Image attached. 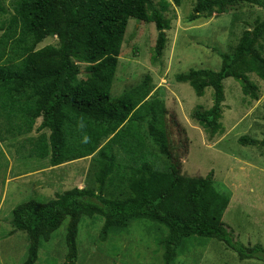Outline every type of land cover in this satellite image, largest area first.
Returning a JSON list of instances; mask_svg holds the SVG:
<instances>
[{"label": "trees", "instance_id": "1", "mask_svg": "<svg viewBox=\"0 0 264 264\" xmlns=\"http://www.w3.org/2000/svg\"><path fill=\"white\" fill-rule=\"evenodd\" d=\"M177 5L182 0H173ZM247 2L264 9V0H196L191 20L202 13L224 12L230 5ZM170 2L157 6L153 0H18L7 30L0 37V88L14 102L17 93L27 97L26 113L31 123L42 117L48 128L47 141L39 153L59 165L96 155L99 191L74 187L48 201L29 199L17 204L12 224L25 231L30 240L24 264H36L43 241L69 217L65 264H76L79 223L85 215L105 218L102 236L115 228H124L132 220L150 219L168 228L164 240V259L174 262L184 242L192 236L217 238L235 249L240 259L264 260L261 244H238L223 222L231 196L215 185L213 171L206 176L181 172L178 159L171 157L166 125L168 108L159 98H148L152 78L113 97L122 44L130 18L154 22L158 29L156 56L163 55L166 30L170 22L164 11ZM57 36L59 45H37L48 36ZM264 36V18L255 28L246 30L233 52H220V69L192 68L178 73V81H187L198 94L214 88L213 104L208 110L198 106L194 117L209 129L217 128L225 102L224 79L239 81L242 92L259 98V87L247 72L264 78L253 47ZM19 47V48H18ZM79 62L89 64L87 79H79ZM241 144H264L248 135ZM121 148L130 168V187L134 195L107 197L103 191L120 162ZM164 155L160 167L156 159Z\"/></svg>", "mask_w": 264, "mask_h": 264}, {"label": "rangeland", "instance_id": "2", "mask_svg": "<svg viewBox=\"0 0 264 264\" xmlns=\"http://www.w3.org/2000/svg\"><path fill=\"white\" fill-rule=\"evenodd\" d=\"M18 0H0V37L7 30ZM157 6L165 0H153ZM164 11L170 22L163 55L156 56L158 29L154 22L130 18L122 44L119 65L111 95L120 96L146 76L152 78L148 98L164 101L168 113L166 125L169 150L180 162L181 172L190 176H206L213 171L215 185L231 196L223 222L238 244H261L264 247V144L245 145L242 135L264 139V78L256 71L247 72L259 87V98L242 92L234 77L224 79L225 102L218 126L209 129L194 117L195 109L208 110L213 104L214 88L208 86L198 94L187 81H178V73L192 68L220 69V52H233L246 30L264 18L259 5L240 2L224 12L202 13L191 20L196 0H173ZM51 35L37 45H59ZM19 48V47H18ZM253 56L264 70V36L253 47ZM79 79H87V63H78ZM7 98L0 88V264H24L30 240L25 231L12 224L14 207L29 199L48 201L74 187L99 191L96 155L52 165L50 157H42L39 146L48 142L50 130L42 127V117L31 123L26 113L27 97L19 93ZM11 100V101H10ZM119 163L107 181L103 193L107 197L134 195L131 171L125 153L116 148ZM159 166L166 157H156ZM69 217L43 241L36 264H65ZM105 218L100 214L85 215L79 223L76 264H167L164 240L168 228L150 219L132 220L124 228L102 235ZM171 264H264L257 258L240 259L235 249L217 238L192 236L180 248Z\"/></svg>", "mask_w": 264, "mask_h": 264}, {"label": "crops", "instance_id": "3", "mask_svg": "<svg viewBox=\"0 0 264 264\" xmlns=\"http://www.w3.org/2000/svg\"><path fill=\"white\" fill-rule=\"evenodd\" d=\"M231 202H232V200H231Z\"/></svg>", "mask_w": 264, "mask_h": 264}]
</instances>
